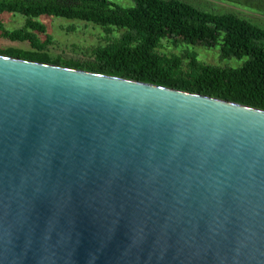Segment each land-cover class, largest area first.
<instances>
[{
    "label": "water",
    "instance_id": "water-1",
    "mask_svg": "<svg viewBox=\"0 0 264 264\" xmlns=\"http://www.w3.org/2000/svg\"><path fill=\"white\" fill-rule=\"evenodd\" d=\"M0 264H264V111L0 55Z\"/></svg>",
    "mask_w": 264,
    "mask_h": 264
},
{
    "label": "trees",
    "instance_id": "trees-1",
    "mask_svg": "<svg viewBox=\"0 0 264 264\" xmlns=\"http://www.w3.org/2000/svg\"><path fill=\"white\" fill-rule=\"evenodd\" d=\"M0 0V14H18L24 25L12 31L0 24V34L31 49H0V55L124 78L191 94L216 98L264 111V27L233 14H213L179 0ZM40 17L92 24L119 37L92 49L86 60L52 57L51 37ZM45 35L41 42L38 35ZM162 40L173 46L217 47L220 60L243 61L238 67H218L197 60L192 52L167 56Z\"/></svg>",
    "mask_w": 264,
    "mask_h": 264
},
{
    "label": "rangeland",
    "instance_id": "rangeland-1",
    "mask_svg": "<svg viewBox=\"0 0 264 264\" xmlns=\"http://www.w3.org/2000/svg\"><path fill=\"white\" fill-rule=\"evenodd\" d=\"M193 7L213 14H233L258 27H264V0H179ZM121 6H129L131 0H116ZM36 21L46 28V34L51 37V43L46 51L52 57L63 60H86L90 57L92 49L105 45L108 41L116 39L122 33L115 29L106 34L102 28L76 21H67L56 18L40 17ZM25 18L18 14H0V24L7 31L19 29L24 25ZM45 35H38L41 42ZM0 49L30 50L27 42H12L0 34ZM159 51L167 56L183 55L185 52L195 53L197 60L207 65L218 67H238L244 60H220L217 47L208 49L200 46L177 45L162 40Z\"/></svg>",
    "mask_w": 264,
    "mask_h": 264
}]
</instances>
